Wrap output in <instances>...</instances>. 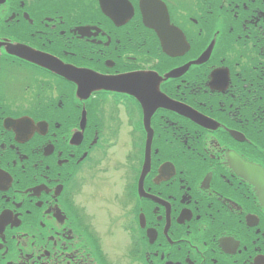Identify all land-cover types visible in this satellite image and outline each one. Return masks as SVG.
Masks as SVG:
<instances>
[{"label":"flooded vegetation","instance_id":"obj_1","mask_svg":"<svg viewBox=\"0 0 264 264\" xmlns=\"http://www.w3.org/2000/svg\"><path fill=\"white\" fill-rule=\"evenodd\" d=\"M129 1L132 16L117 24L96 0L0 4V264H264V0H161L191 50L201 47L195 57L205 45L191 39L194 26L214 10L221 34L204 66L161 82L182 107L153 108L148 127L132 97L81 98L65 71L80 84L150 70L163 79L171 58ZM7 43L50 56L62 74ZM215 68L227 72L221 93L208 88ZM189 112L219 126L209 132Z\"/></svg>","mask_w":264,"mask_h":264},{"label":"water","instance_id":"obj_2","mask_svg":"<svg viewBox=\"0 0 264 264\" xmlns=\"http://www.w3.org/2000/svg\"><path fill=\"white\" fill-rule=\"evenodd\" d=\"M142 14H143V21L146 23L145 25L155 30L161 45L162 49L166 54H170V56L174 55H182V53L187 49V46L185 44L184 38L182 34L174 27L169 25L168 21V14L165 10V7L160 4V2L156 3V0H147L146 6L142 8ZM9 53L14 55H20L22 58L37 62L41 64L42 66L46 67L47 69H50L52 71L58 72L59 74H62L63 68L62 66L54 62L50 59H46L43 56L33 54L30 50H24L21 54H18L17 51L10 47L7 50ZM207 57L205 55L202 56L198 62L205 61ZM66 77L69 80L74 81L78 84V93L81 98H86L88 95H90L91 92L96 91L98 89H116L119 92L123 93H134V96H141L142 87L146 84L149 80H147V77L141 76V75H127L122 77H110L109 78H101L96 75H86L87 78H85V81L83 84H80L79 77L80 74L73 75L71 73V70H67ZM73 75V76H70ZM156 79L154 81V84L150 85L149 88V94L151 97V93L155 92V84L157 83ZM137 92V93H135ZM205 125V124H204ZM231 155H228L229 160L233 163L234 166H237L236 169H244L248 170L244 163H242L240 160L232 157L235 162L238 161V163H234L230 159ZM258 189L260 192L264 190V180L260 174V178L257 180Z\"/></svg>","mask_w":264,"mask_h":264},{"label":"rangeland","instance_id":"obj_3","mask_svg":"<svg viewBox=\"0 0 264 264\" xmlns=\"http://www.w3.org/2000/svg\"><path fill=\"white\" fill-rule=\"evenodd\" d=\"M85 2L86 3H88L87 2V0H85ZM87 180V179H86ZM86 186H85V188H87L88 187V180H87V182H86V184H85ZM102 199H103V197L101 198V197H97L96 199H95V202H94V206H97V207H99L101 204H102ZM84 204H88V200H87V198H85L84 197ZM100 209V208H99ZM98 209V210H99ZM102 216H104V213H99V214H96V217H95V221H94V223L97 225V227H100V229H102V227L104 226V220L102 219ZM105 223L107 222V220H108V217H105ZM101 231V230H100ZM113 239V238H112ZM115 240V242H113V243H117V241H119L118 239H117V237H115L114 238Z\"/></svg>","mask_w":264,"mask_h":264},{"label":"trees","instance_id":"obj_4","mask_svg":"<svg viewBox=\"0 0 264 264\" xmlns=\"http://www.w3.org/2000/svg\"><path fill=\"white\" fill-rule=\"evenodd\" d=\"M220 11L219 10H214L213 14L210 15L211 19L215 20V17L217 16V14H219Z\"/></svg>","mask_w":264,"mask_h":264},{"label":"bare ground","instance_id":"obj_5","mask_svg":"<svg viewBox=\"0 0 264 264\" xmlns=\"http://www.w3.org/2000/svg\"><path fill=\"white\" fill-rule=\"evenodd\" d=\"M19 58H22V56L19 55Z\"/></svg>","mask_w":264,"mask_h":264}]
</instances>
